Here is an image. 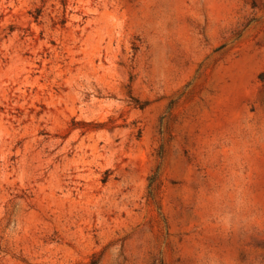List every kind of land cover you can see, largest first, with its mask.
Instances as JSON below:
<instances>
[{
    "label": "rangeland",
    "instance_id": "374dc122",
    "mask_svg": "<svg viewBox=\"0 0 264 264\" xmlns=\"http://www.w3.org/2000/svg\"><path fill=\"white\" fill-rule=\"evenodd\" d=\"M0 264H264V0H0Z\"/></svg>",
    "mask_w": 264,
    "mask_h": 264
},
{
    "label": "trees",
    "instance_id": "16d2710c",
    "mask_svg": "<svg viewBox=\"0 0 264 264\" xmlns=\"http://www.w3.org/2000/svg\"><path fill=\"white\" fill-rule=\"evenodd\" d=\"M39 14H40V13H38V15H39ZM38 15H37V16L35 15V17L37 18V17H38Z\"/></svg>",
    "mask_w": 264,
    "mask_h": 264
}]
</instances>
